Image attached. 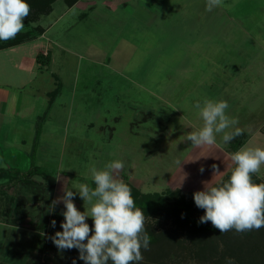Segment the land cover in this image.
I'll return each mask as SVG.
<instances>
[{
  "label": "rangeland",
  "instance_id": "1",
  "mask_svg": "<svg viewBox=\"0 0 264 264\" xmlns=\"http://www.w3.org/2000/svg\"><path fill=\"white\" fill-rule=\"evenodd\" d=\"M76 3L55 0L26 19L37 30L20 51L31 59L49 54L48 64L25 62L26 69L0 73V83L10 84L21 100L8 150L21 163L12 168L33 165L55 177L51 189L41 174L32 177L35 184L1 196L0 264H44V256L49 264H84L76 249L52 244L40 253L37 239L46 236L40 224L47 218L64 219L62 203L49 211L52 201L66 186L74 192L79 183L91 186L93 166L122 160L117 178L126 175L142 192L180 189L193 198L204 182L222 183L234 153L222 134L213 146L197 148L187 140L203 123L193 107L197 101L226 100L227 115L245 133L243 146L264 148V0H223L211 12L206 0ZM18 134L24 142H17ZM213 164L223 173L213 176ZM256 175L264 180V166ZM74 203L80 211L88 207L78 193ZM177 224L155 232L174 228L179 240L196 241L207 256L198 259L175 242L160 264H264V228L213 233ZM27 241L26 257L19 253L22 261L9 262V246ZM142 251L149 255L154 247Z\"/></svg>",
  "mask_w": 264,
  "mask_h": 264
},
{
  "label": "clouds",
  "instance_id": "2",
  "mask_svg": "<svg viewBox=\"0 0 264 264\" xmlns=\"http://www.w3.org/2000/svg\"><path fill=\"white\" fill-rule=\"evenodd\" d=\"M223 0H206V11L222 6ZM31 14L27 0H0V41L15 39L25 28L24 21ZM193 107L202 120V126L187 134L193 147L217 144L221 135L224 144L230 143L242 130L235 127L239 121L227 115L226 100L205 98ZM234 128V131H227ZM231 174L220 184L204 182L202 190L193 193L197 208L204 214L199 223L211 222L220 233L235 230L243 233L264 228V183H255L253 176L264 166V148L243 146L230 154ZM179 163V162H178ZM213 176L222 174L213 164ZM122 160H112L103 169L90 168L95 187L87 183L62 189L63 195L49 205L54 212L62 203L64 217L62 231L50 236L58 250L76 249L84 264H139L143 260L142 249L147 250L150 236L145 229L144 211L136 206L131 188L118 173L123 170ZM204 168H200L203 173ZM84 201V211L74 203L76 194ZM92 220V226L87 223ZM183 218V214H182ZM56 220L50 222L56 227ZM73 264H76L73 260Z\"/></svg>",
  "mask_w": 264,
  "mask_h": 264
},
{
  "label": "trees",
  "instance_id": "3",
  "mask_svg": "<svg viewBox=\"0 0 264 264\" xmlns=\"http://www.w3.org/2000/svg\"><path fill=\"white\" fill-rule=\"evenodd\" d=\"M55 0H27V2L31 6V14H36L37 12H44L45 9L49 10L51 8V4ZM69 6L74 5L79 0H64ZM44 9V11H43ZM25 28L19 35L16 36L15 39H11L8 41H0V49L9 48L12 46L19 45L24 43L28 37L34 36V31L37 30L36 27H31L30 22L28 20L24 21ZM30 26V27H29ZM29 27V28H28ZM47 55L39 54L37 56V61L43 65L48 64L51 60L50 57ZM44 56V57H43ZM245 133L242 131V134L236 136L230 143V148L232 152L238 151L247 140L246 137H242ZM39 136V134L37 135ZM30 166L28 170L20 171L19 169L14 168H6L0 169V196H4L7 192V189L17 187L16 189L22 186L25 188L28 184L32 185L35 184L33 182L32 177L40 176L44 174L46 176L43 177L45 180V184L51 189L55 185V177L51 175V173L42 170V168ZM35 170H34V169ZM14 169V170H13ZM231 174V171L226 175L224 181H226ZM42 177V176H40ZM124 182L129 185L131 188L132 196L135 200L136 206L141 208L144 211L145 215V229L150 236V244L149 248L154 247V251L151 252L149 255L145 254V251H142L144 254L143 260L139 262V264H160L163 260L168 256V246L172 247V244L177 242L178 244L182 245L180 247H188L191 252H194L195 255L197 254L198 259H203L207 256V252L204 248L198 247L196 241H181L177 238V231H173V229H166L162 232H155V229L158 226L167 222H172L175 225L177 223L183 222L184 224L187 223L191 227H198L200 230H205L208 232L215 233L218 229L214 228L211 222L207 223H199V217H197V212L202 211L203 209H199L196 207L193 198H190L188 195L183 193L180 189H165L163 192H142L138 187L134 186L129 180L126 178V175H123ZM223 181V182H224ZM253 181L255 183H264V180L257 177L255 174L253 176ZM33 182V183H32ZM91 187H95L94 183H91ZM29 187H27L28 189ZM21 190V189H20ZM18 193V192H17ZM16 193V194H17ZM23 193V190L19 191V194ZM204 211V210H203ZM183 214V218H182ZM48 219V218H47ZM45 220L43 224H40V228L46 236L39 235L37 239V250L40 253L46 254L49 249L52 248V241L49 239L50 236L54 235L56 231H62L60 221L63 220H56L57 217L54 219L56 220V227L52 228L50 226V222L52 220ZM87 223L92 226L91 218L87 220ZM59 224V225H58ZM174 225V227H175ZM42 232V233H43ZM31 247V244L27 242H16L12 246L10 245V253L8 254V261L11 262L12 260L15 261H22V257H26V251ZM193 247V248H192ZM5 248H8L6 246ZM197 248V249H194ZM157 249V250H155ZM186 249V250H187ZM143 250V249H142ZM185 250V251H186ZM198 252V253H197ZM21 253L22 257L19 255ZM142 254V255H143ZM46 258L44 264H49L52 262L48 256H44ZM161 259V260H160ZM160 261V262H159ZM5 264V263H4ZM171 264H178V263H171Z\"/></svg>",
  "mask_w": 264,
  "mask_h": 264
},
{
  "label": "crops",
  "instance_id": "4",
  "mask_svg": "<svg viewBox=\"0 0 264 264\" xmlns=\"http://www.w3.org/2000/svg\"><path fill=\"white\" fill-rule=\"evenodd\" d=\"M80 1H78L76 5ZM23 45L24 43H21L16 46L0 49V73H5L7 76V73H13V67L17 69H26L28 63H32L31 66L35 63L39 66L43 65L37 61V56L34 59H31V56L27 55L25 52H21L19 47H22ZM14 54H17L14 58L15 62L13 60ZM25 62H28L26 63V66L24 64ZM30 68L33 70V67ZM10 87V84L0 83V169L14 167L12 166V162L21 163V160L17 159L18 155L15 153L10 154V152H8L12 147L10 142H12L13 132L17 130L20 121L19 118H21L20 96L16 92H13ZM18 141H22V136L20 134H18L17 142ZM24 141L25 140L22 142Z\"/></svg>",
  "mask_w": 264,
  "mask_h": 264
}]
</instances>
